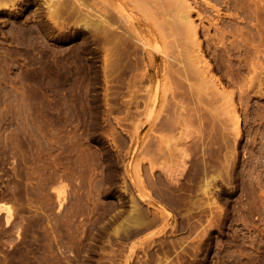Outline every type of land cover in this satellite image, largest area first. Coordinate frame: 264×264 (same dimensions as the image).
Returning <instances> with one entry per match:
<instances>
[{
  "label": "rangeland",
  "instance_id": "374dc122",
  "mask_svg": "<svg viewBox=\"0 0 264 264\" xmlns=\"http://www.w3.org/2000/svg\"><path fill=\"white\" fill-rule=\"evenodd\" d=\"M51 1L0 0V264H264V0H189L207 91L104 75L122 18Z\"/></svg>",
  "mask_w": 264,
  "mask_h": 264
},
{
  "label": "bare ground",
  "instance_id": "6f19581e",
  "mask_svg": "<svg viewBox=\"0 0 264 264\" xmlns=\"http://www.w3.org/2000/svg\"><path fill=\"white\" fill-rule=\"evenodd\" d=\"M52 1L50 4L52 6L51 8H53L52 9L53 13H56L54 11V9L57 10V12L59 9V12H60V8H62V6H64V5H66L64 2L65 0H62L64 2L63 3L64 5H62V6H61L62 1L57 0L58 4L55 7H53L52 3L54 5L56 3H54V0H52ZM68 1L69 0H67V2ZM70 1L68 2L70 5L76 4L75 3L76 1L73 2V4H71ZM108 1H109V4L112 5L113 8L116 10V12L119 14L120 18H122V20H120V19L118 20V18L116 19V17L114 16V14L111 11L112 10L111 6H109V7L107 6L106 11L103 10V12L104 11L106 12V13L104 12L105 17L104 16L101 17V22H102V19L105 22V24L103 26L104 29L102 28L103 44H104V52H105V54H104V59H105L104 72H105V74L104 75H114V74L115 75H122L123 73L125 75L126 72H129L131 75H135L136 77L138 75H141L142 78L147 76L149 78L150 82H152V83L155 80V78L157 80H162L163 75H180V76L185 77L186 79H189V80H191V78L192 79L195 78L196 83L199 84V89L203 90V91H207V89L210 86L212 87V86L217 85V84L215 85V81L212 79V77L210 75L211 73H209V70L207 68L208 65L204 66L201 63L203 61L201 59L202 43H201V40L199 38V33L201 32L200 31L201 28H199L200 24H197L195 22V19L192 18V12L194 9V6H193L194 4L192 5L191 1H189V0H135L134 4L137 3V8L135 7V5L134 6L132 5L135 8H129V6H127V3H125L123 0H108ZM132 1H134V0H132ZM132 1L130 2V0H129V3H132ZM154 1H156V4L155 5L153 4L154 6L150 4V6L155 7L157 5V7L155 8L156 10L153 8L154 12H152L153 11L152 7L148 6L150 8L149 10H152L151 11L152 14L156 13L157 16L160 18V20L162 21V23L166 24V27L170 28V29H167L165 26H164V29L162 28L163 29L162 32L165 29H167L166 30L167 32L165 31L166 34H168V31L171 30L169 32V36H174V37H169L167 35L168 38H172L171 40L169 39L170 40L169 42L166 41V39H167L166 36H163V34L161 32L159 33V32H157V30H153L149 26V24L145 21V19H144L145 16L143 17L144 13H145V15L147 14V16H150V14L147 13L148 11L146 10L147 8H145V6L147 5V3H150V2L152 3ZM207 1L208 0H206V2ZM221 1H223V0H221ZM253 1H256V0H253ZM194 2H195V0H194ZM209 2L210 1H208V5H209ZM223 2H226V1L224 0ZM256 2L258 3V5H260L264 1L262 3H260V0L256 1ZM242 3H244V2H242ZM246 3H245V6L247 4H249V3H247V4ZM232 4H234L233 1H232ZM254 4H256V3L254 2ZM70 5H68V9H70L69 8ZM106 5L107 4H105V6ZM211 6H213V5H211ZM262 6H264V5H262ZM64 7H63V9H65ZM74 7L77 8L76 5H74ZM74 7H72L73 11L75 10ZM256 7H258V6H256ZM260 7H261V5H260ZM259 9L261 12V8H259ZM103 12H102V14L104 15ZM156 14H154V15L156 16ZM255 14H256V12H255ZM261 15L262 14H259V15L257 14L258 19H260L262 17ZM151 17H149V18H151ZM156 17H155V20L159 19L158 17L156 19ZM240 17L242 18V16H240ZM99 18L100 17L98 16V19ZM153 19H154V17H153ZM262 19L260 21H262ZM155 20H154V22H155ZM212 20H213V18H212ZM215 21H217V20H215ZM257 21H259V20H257ZM223 22L224 21H222V23ZM263 22H264V20L261 22L262 26H263ZM232 23H234V22H232ZM259 23L257 24V26L259 25ZM158 24L156 26H158ZM225 24H226V21H225ZM229 27H230V25H229ZM229 27H227V28H229ZM233 27H235V26H233ZM239 27H237V28L239 29ZM259 27H260V25H259ZM259 27H258V29H259ZM158 28L161 29V27H158ZM230 28H232V27H230ZM237 28H235V30ZM226 30L229 31V29H226ZM235 30L233 29V32ZM248 30L249 29L247 28L246 32H248ZM259 30L261 31V33L264 36V33H263L264 31H262V30H264V28L262 30L261 29H259ZM259 30H258V32H259ZM146 31H148V33ZM230 31H229L230 33H233L231 29H230ZM222 32H223V34L226 33L225 30L224 31L222 30ZM239 32L241 33V31H239ZM242 32H243V28H242ZM243 33L245 34V29H244ZM248 33H249L248 36L247 35H246L247 37L243 36V39H244V37H245V39H248V37H250L249 36L250 32H248ZM226 34H228V33H226ZM242 35H241V37H242ZM224 36H226V35H224ZM224 36H223V38H224ZM173 39H174V44L172 45L173 47L169 48L168 43H172ZM256 49H257V46H256ZM61 64H63V63L61 62ZM61 64H60V66H61ZM62 67H64V65H62ZM114 72H116L117 74ZM134 80H137V79H134ZM190 87H191L189 89L190 90V93H189L190 96H193V97L198 96L199 93L194 95L195 89L192 88V83L190 84ZM216 88L218 89V87H216ZM184 93L188 94V92H184ZM184 96H185V94H181L180 98H182ZM135 97H136V95H135ZM135 97H133V99ZM198 98H199V96H198ZM128 100H130V98ZM166 100H167V97L165 95L162 98V103H165ZM130 102L132 105L131 100H130ZM130 115H131V112H130V114L127 115V117ZM127 117H125V118H127ZM197 117L200 118L199 115H197ZM157 124H159L161 127L167 128V129H175L177 127L176 118H174L172 116H164L163 118H161L159 120V122Z\"/></svg>",
  "mask_w": 264,
  "mask_h": 264
}]
</instances>
